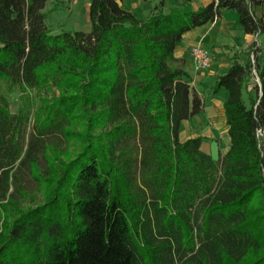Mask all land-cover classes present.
<instances>
[{
    "label": "trees",
    "instance_id": "1",
    "mask_svg": "<svg viewBox=\"0 0 264 264\" xmlns=\"http://www.w3.org/2000/svg\"><path fill=\"white\" fill-rule=\"evenodd\" d=\"M46 2L0 0V264H264V56L215 80L229 143L214 157L205 137L179 138L203 98L174 55L224 10L264 33V0L145 17L89 0L90 30L55 34ZM47 84L60 95L30 128L31 104L12 113L6 94ZM69 138L79 149L56 165ZM28 181L53 186L34 203Z\"/></svg>",
    "mask_w": 264,
    "mask_h": 264
},
{
    "label": "crops",
    "instance_id": "2",
    "mask_svg": "<svg viewBox=\"0 0 264 264\" xmlns=\"http://www.w3.org/2000/svg\"><path fill=\"white\" fill-rule=\"evenodd\" d=\"M212 0H118L119 4L138 17L147 16L152 7L158 5L163 12H167L172 7H179L185 11L196 10L199 7L205 6ZM255 15L264 22V3L254 8ZM264 33H244L237 23V12L234 10H224L221 15L213 21L197 26L183 34L182 39L177 43L174 49V55L177 58L183 59V67L191 77V85L196 92L203 97L201 86L206 84V79L209 82L208 86L215 83L216 78L226 72L233 60L237 58H247L253 56L254 52L263 54L262 40ZM197 42H201L206 48H209L211 55V63L204 71H199L194 68V63L191 56V47ZM211 88V91H212ZM213 98L209 103H205L203 97L202 111L208 118L214 120L219 119V124L224 132L225 149L217 156H221L228 148L229 139L226 137L225 117L223 114L222 104L226 98V92L220 89L218 92H212ZM217 119V120H218ZM181 126V125H180ZM214 129L216 127L214 126ZM180 134V133H179ZM181 139V138H180ZM211 139H215L211 136ZM205 142V141H203ZM205 152L211 153L212 146L204 148ZM212 154V153H211Z\"/></svg>",
    "mask_w": 264,
    "mask_h": 264
},
{
    "label": "rangeland",
    "instance_id": "3",
    "mask_svg": "<svg viewBox=\"0 0 264 264\" xmlns=\"http://www.w3.org/2000/svg\"><path fill=\"white\" fill-rule=\"evenodd\" d=\"M157 3L159 0H156ZM89 0H47L45 3L42 12L46 14L45 24L51 33H60L62 31H84L87 32L90 30V20H89V9H88ZM263 38V36H262ZM209 49V48H207ZM262 49L264 56V38L262 40ZM253 57V56H252ZM253 70V74H254ZM206 84L201 86L200 89L203 91V97L205 103H209L213 98L211 88L208 86L209 82L206 79ZM192 86V85H191ZM194 92L196 90L193 88ZM0 90L5 91L4 85L0 82ZM9 101V109L12 113H16L19 108L26 107V104H31L30 110V128L32 125V120L38 119L41 120L46 115V106L49 105L51 101L60 95L58 88L50 86L49 84L39 87L34 90L13 88V91L9 94H6ZM201 96V95H200ZM202 97V96H201ZM202 97V98H203ZM29 100V101H28ZM211 119L206 116V114L201 111L194 116L183 120L180 126L179 138L185 139L188 137H193L195 135H201L205 137V142H203L204 148L212 146L211 153L214 157H217V150L219 154L222 150L225 149L226 143L224 142V132L222 131V126H220L219 119ZM214 126L216 129H214ZM76 131H81L80 124L76 125ZM211 136H214L215 139H211ZM261 136V133H259ZM228 138V135L226 134ZM77 139L69 138L66 145V150H63L62 154L59 151H55L51 156L56 165H62L69 161L79 149V144L76 141ZM203 148V147H202ZM220 156V155H219ZM58 169V168H57ZM55 176V175H54ZM57 178L56 176L54 179ZM53 186V183L50 185H43L39 187V190H35V185L33 182H27V192L35 194L33 200L30 202H42L43 193H45L49 188ZM26 200V199H25Z\"/></svg>",
    "mask_w": 264,
    "mask_h": 264
},
{
    "label": "built area",
    "instance_id": "4",
    "mask_svg": "<svg viewBox=\"0 0 264 264\" xmlns=\"http://www.w3.org/2000/svg\"><path fill=\"white\" fill-rule=\"evenodd\" d=\"M76 1V0H74ZM191 56L194 63V68L199 71L206 70L211 63V55L209 50L201 43L197 42L191 47ZM255 80L258 81V75L254 71ZM261 131H258V134Z\"/></svg>",
    "mask_w": 264,
    "mask_h": 264
},
{
    "label": "water",
    "instance_id": "5",
    "mask_svg": "<svg viewBox=\"0 0 264 264\" xmlns=\"http://www.w3.org/2000/svg\"><path fill=\"white\" fill-rule=\"evenodd\" d=\"M262 138V136H259V139H261Z\"/></svg>",
    "mask_w": 264,
    "mask_h": 264
}]
</instances>
